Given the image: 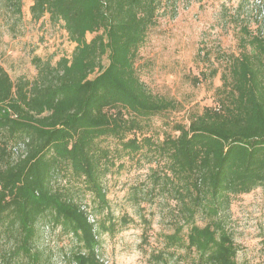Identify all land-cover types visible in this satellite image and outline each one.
Here are the masks:
<instances>
[{
	"label": "trees",
	"instance_id": "trees-1",
	"mask_svg": "<svg viewBox=\"0 0 264 264\" xmlns=\"http://www.w3.org/2000/svg\"><path fill=\"white\" fill-rule=\"evenodd\" d=\"M161 1L33 0L32 18L47 14L75 47L70 58L40 66L31 81L13 82L0 68V234H13L15 252L30 256L39 227L61 225L81 242L78 264H104L99 236L113 233L114 224L103 221L97 229L87 220L80 187L103 212L109 168L123 158L138 164L147 158L155 166L132 186L128 201L173 200L172 218L164 215L173 234L165 237L178 243L191 224V264H239L223 225L232 198L264 188V36L257 23L255 47L227 58L216 108L191 112L186 124H173L176 135L152 140L145 132L151 118L179 108L151 93L134 67ZM106 138L116 143L102 144ZM124 217L123 223L132 221ZM0 264H12L11 254H0Z\"/></svg>",
	"mask_w": 264,
	"mask_h": 264
},
{
	"label": "rangeland",
	"instance_id": "rangeland-1",
	"mask_svg": "<svg viewBox=\"0 0 264 264\" xmlns=\"http://www.w3.org/2000/svg\"><path fill=\"white\" fill-rule=\"evenodd\" d=\"M243 2L245 0L161 1L157 24L139 46L134 67L151 93L174 100L179 108L151 118L145 132L152 140L158 137L160 140L163 132L176 135L173 124H186L189 113L217 107L216 90L221 86L220 77L226 70L227 58L236 56L240 49L248 51L255 47L252 42L257 28L254 18L257 7H250V2L241 10ZM32 4L33 0H0V68L13 82L19 78L33 80L40 66H55L61 58H70L75 47L64 29L51 22L47 14L34 20ZM92 37L87 35L88 40ZM102 64L106 66V59ZM94 75L96 72L90 78ZM101 143L112 147L116 142L106 138ZM118 163L122 165L110 167L103 178L109 202L103 212L85 186L80 187L81 203L93 220L90 223L97 229L103 221L106 225L114 224L113 233L99 236L98 252L103 263L194 262L195 253L186 241L191 224L183 226L180 242L168 244L165 237L173 234V223L164 218L169 214L172 218L173 200L156 195L136 205L127 199L132 186L146 179L148 168L155 166L154 163H148L147 158H142L140 164L128 158ZM126 215L132 221L125 224L122 220ZM226 215L223 227L232 237L236 261L264 264V188L257 187L248 195L232 198ZM195 224L201 226L202 219L197 218ZM16 243L13 234H0V254L10 253L12 264H31L33 260L34 264H78L74 258L83 253L76 235L61 225H51L49 231L39 227L30 256L15 252Z\"/></svg>",
	"mask_w": 264,
	"mask_h": 264
},
{
	"label": "built area",
	"instance_id": "built-area-1",
	"mask_svg": "<svg viewBox=\"0 0 264 264\" xmlns=\"http://www.w3.org/2000/svg\"><path fill=\"white\" fill-rule=\"evenodd\" d=\"M262 3V4H261ZM254 6L257 7V9H255L254 14H256V16H254L256 22L258 23V26L261 30L260 35L264 36V0H252L251 1V7L254 8ZM259 8V12H257ZM262 10V11H261ZM89 222H93V220L91 219V217L89 216L88 218Z\"/></svg>",
	"mask_w": 264,
	"mask_h": 264
}]
</instances>
